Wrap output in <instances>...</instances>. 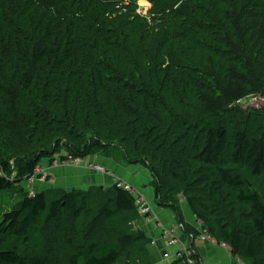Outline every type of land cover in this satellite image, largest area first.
I'll use <instances>...</instances> for the list:
<instances>
[{"label": "trees", "instance_id": "obj_1", "mask_svg": "<svg viewBox=\"0 0 264 264\" xmlns=\"http://www.w3.org/2000/svg\"><path fill=\"white\" fill-rule=\"evenodd\" d=\"M149 2L144 16L136 0H0V78L20 91L10 111L39 142L13 166L0 157L8 207L0 264H47L28 245L40 228L66 223L73 233L42 236L66 252L65 264H152L146 234L113 222L141 214L113 182L29 195L22 177L43 157L53 162L51 142L74 158L115 147L150 169L155 203L183 232H205L240 264H264V188L255 179L264 182V110L240 103L264 97V0ZM217 32L225 49L211 45ZM179 193L200 229L186 226Z\"/></svg>", "mask_w": 264, "mask_h": 264}, {"label": "rangeland", "instance_id": "obj_2", "mask_svg": "<svg viewBox=\"0 0 264 264\" xmlns=\"http://www.w3.org/2000/svg\"><path fill=\"white\" fill-rule=\"evenodd\" d=\"M38 2L48 3V0H38ZM136 2H137V11L140 12L141 14H143L144 16H146L149 9L151 8V3L149 2V0H136ZM215 37H217V39L215 41L213 40V43L211 44V45H214L213 48L216 50L218 48L219 49H225L224 44L217 42V40L220 38L219 32H217L215 34ZM210 42H211V40H210ZM196 47L197 46H192L193 49H195ZM211 58L212 57L210 56L209 60ZM11 81L12 80L10 79L9 76H7V78H6V76H2L0 78V132H1V134H0V157H2L3 155L5 157H10L11 165L13 166L15 161L18 160L22 155L25 157H30V156H32V154L36 153L38 151L39 142L33 141V136L32 137L29 136L30 135L29 132L32 130V128H30L28 130V128L24 124H22L23 120L21 121L20 118L18 119V116L14 112L12 113L10 111L12 108H14L13 111H15L17 109L16 108L17 104L15 102V98L18 95H20L19 94L20 91H18L17 87H15V86L12 87L10 85L12 83ZM198 93H201V91H198ZM187 96H188V99L194 103L195 100H193V98H192L193 94L192 95L187 94ZM240 103L242 104L243 107L250 106L254 103L258 104V105L264 104V102H261L260 100H258L257 97H252V96L242 98ZM2 111H5V112H2ZM10 115H12V116H10ZM227 117H228V120L236 118L234 115L233 116H227ZM245 123L248 124L249 120L241 122V124H245ZM25 124H27V123H25ZM33 131H34V129H33ZM35 132H36V130H35ZM40 136H43L42 132L39 134V137ZM6 140L8 142H6ZM35 140H36V138H35ZM46 148H48L49 150H52L51 151V153H52L51 157L54 159L53 162L50 163L49 157H43L39 161L37 166L35 167L33 174L29 175L28 178L22 177L23 181H21V184H23V186L25 188H27L30 196H33L35 192L36 193L40 192V191H47L48 192L49 190H50L49 192H54L53 189H61V188H56L53 185L54 180H53L52 176H54L55 174L52 172V167H54L55 165L57 166L59 164H62L64 166L81 167V168H85L89 171H92L93 173L94 172L95 173H101L100 171L96 172L89 167L91 164L97 163L95 159H99L101 157L104 159H111V160H113V162L115 164H117L118 161L123 160L121 157H119V155H121L120 151H117L116 149H114L115 147L114 148L109 147V149H105L103 151L98 150L93 155H90L86 158H74L73 156H70V154L68 155V153L66 152V150L63 147L56 148L54 142L49 143V145L46 146ZM107 150H111V155L114 154V155H117V157L106 156L104 153ZM62 154L64 156L67 155V157H66L67 160L59 159V156ZM124 162H126L127 167L125 164L120 163L119 165L122 168H125V167L129 168L130 167L129 165H132V167H134V170H135L133 175H136V177H137L136 180L130 181V179L126 180V179H123L121 177H118L115 173H112L111 170L107 169L106 166H104V167L108 171H106V173H102V174H105L107 176H111V175L115 174L117 177H113L112 181H113V179H120V180H123V181L131 184L133 187H135L136 189L139 190V193L142 197L144 196L143 198L147 200L148 204L150 205V208L156 207L157 204L154 201L153 191H152L153 188L151 187L152 173L150 172V169H148L147 166H145V165H141V164H137V163H133V164L130 163L129 164V163H127L126 160H124ZM99 165H101V164H99ZM15 174H16V171L14 170L12 173V176H15ZM255 179H256V182L258 183V184H256L257 188H260L261 186L264 188V184H263L264 182L262 183L261 178L257 177ZM253 183H254V179H253ZM73 189H78V188H73ZM66 190H68V189H66ZM3 192L5 194H7L8 196H10V194H8L9 193L8 191L3 190ZM262 193L264 194V190H262ZM5 198H6V195L3 199H5ZM168 200L171 201L173 204L175 203V201L172 199H168ZM176 205H177L178 209L181 210V214L184 213V209H183L184 207L187 209L188 213H191L190 207L188 206V203H187L183 194L179 193V199L177 200ZM7 208H8L7 203L4 200H2L1 196H0V222H1L2 212L4 210H6ZM151 214H150V220H151ZM86 218L87 217H85L84 219H86ZM132 218L127 217V216H124L122 218L120 215V216L116 217L113 220V222L121 223L122 227H127L128 229H131L130 230L131 232H138V231H140L141 224H142V223L140 224V221L141 220L143 222L149 221V217L145 216L142 213L139 214L138 212L134 213ZM151 222L158 224V222L155 220H153ZM146 223H148V222H146ZM186 226L189 227V224L186 223ZM155 227H156V225H155ZM197 227L200 229V226L197 225ZM58 228H60L61 233L65 232V231L68 232V230H70L69 233L74 232V227L69 223H66V225L64 227L51 226L48 229L40 228L41 231L39 233H37L36 235H34V237H35L34 240H32L31 244L28 245L29 253L32 255L44 257L47 264H65L66 263L65 260H66V256H67L66 252L64 250H58V249L54 248L52 245H49V247H46L44 244V239L42 238V236L44 234H48V235L52 236L53 232ZM142 231L144 232V230H142ZM181 231L182 232L184 231L182 225H181ZM167 233H170L173 236L175 235L172 230H167ZM100 234H98V235L101 236ZM200 235H201L202 239L210 240L205 232H201ZM148 238L149 237L146 234V239H145L144 243L149 242ZM177 240H178V238H177ZM13 242L17 244V247L18 246L20 247L22 244L21 241H19V240H17V242H15V239H13ZM147 244H149V243H147ZM185 249L187 251L188 248L185 247ZM42 250H44V251H42ZM66 250L68 252V248ZM172 256L174 258V255H172ZM172 256L169 255L168 257H165L164 259H170Z\"/></svg>", "mask_w": 264, "mask_h": 264}, {"label": "crops", "instance_id": "obj_3", "mask_svg": "<svg viewBox=\"0 0 264 264\" xmlns=\"http://www.w3.org/2000/svg\"><path fill=\"white\" fill-rule=\"evenodd\" d=\"M95 160L96 164L106 166L107 169L111 170L118 177L126 180L130 179V181L137 179L136 175H133L135 172L134 167L129 165L130 167L126 168L127 165L124 160L118 161L117 164L111 159H104L102 157ZM120 163L125 164L126 167L122 168L119 165ZM52 172L55 174L52 176L54 180L53 185L56 188L68 190L73 188L87 189L92 185L110 186L112 178L117 177L115 174L107 176L102 173H93L85 168L64 166L62 164L52 167ZM183 209L184 222L188 223L189 226L197 227V221L192 212L188 213L185 207ZM151 213V220L146 221L148 223L141 220L140 224L142 223L141 229L144 230L150 239L148 252L152 264H176V259L172 255L185 247L192 251L194 259L198 260L200 264H240L239 258L231 253L227 245L218 244L210 238V240L202 239L201 235L195 236L182 232L181 224L175 221V215L168 208L161 206L151 207ZM153 220L157 221L158 224L151 222ZM167 230H172L175 234L174 237L178 238L176 244L171 245L167 241V237L165 236ZM166 252L172 256L170 259H164L163 256Z\"/></svg>", "mask_w": 264, "mask_h": 264}, {"label": "built area", "instance_id": "obj_4", "mask_svg": "<svg viewBox=\"0 0 264 264\" xmlns=\"http://www.w3.org/2000/svg\"><path fill=\"white\" fill-rule=\"evenodd\" d=\"M92 170L94 171H100L101 173H106V171H108L104 166L102 165H97L96 163H93L89 166ZM114 184L117 185V187H120L122 189H124L125 191H128L130 194H132L135 199H136V204L140 210V212L144 215H148L147 217H149L150 219V214H151V208H150V205L148 204L147 200L144 199L140 193H139V190L136 189L135 187H133L131 184L123 181V180H120V179H113L112 181ZM166 237H167V241L170 242L171 245L173 244H176V241L177 239L171 235L170 233H166ZM169 254L166 252L164 253V258L165 257H168ZM180 258H185L187 263L188 264H196L194 263V261H192L190 258H189V252H186L185 250L183 251H176L174 253V259H180Z\"/></svg>", "mask_w": 264, "mask_h": 264}, {"label": "water", "instance_id": "obj_5", "mask_svg": "<svg viewBox=\"0 0 264 264\" xmlns=\"http://www.w3.org/2000/svg\"><path fill=\"white\" fill-rule=\"evenodd\" d=\"M257 97V99L258 100H260L261 102H264V97H260V96H256ZM255 104V103H254ZM252 104V105H250V106H255V107H257V108H259V109H262V110H264V104Z\"/></svg>", "mask_w": 264, "mask_h": 264}, {"label": "bare ground", "instance_id": "obj_6", "mask_svg": "<svg viewBox=\"0 0 264 264\" xmlns=\"http://www.w3.org/2000/svg\"><path fill=\"white\" fill-rule=\"evenodd\" d=\"M98 165V164H97ZM46 178V177H45ZM198 224H199V226H200V222H198ZM183 250H185L186 251V249L184 248V249H182V250H180V251H183ZM186 252H189V258L192 260V261H194V263H196V261H195V259L192 257V251L190 250V249H187V251ZM186 263H187V261H186ZM188 264V263H187ZM197 264V263H196Z\"/></svg>", "mask_w": 264, "mask_h": 264}]
</instances>
